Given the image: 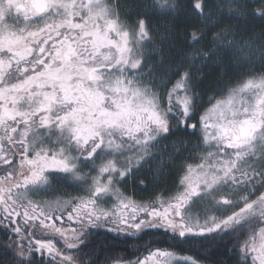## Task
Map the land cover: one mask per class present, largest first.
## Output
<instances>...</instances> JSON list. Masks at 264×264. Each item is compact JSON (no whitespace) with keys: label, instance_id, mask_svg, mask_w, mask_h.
Listing matches in <instances>:
<instances>
[{"label":"snow or ice","instance_id":"obj_1","mask_svg":"<svg viewBox=\"0 0 264 264\" xmlns=\"http://www.w3.org/2000/svg\"><path fill=\"white\" fill-rule=\"evenodd\" d=\"M0 173V264H264V0H0Z\"/></svg>","mask_w":264,"mask_h":264},{"label":"trees","instance_id":"obj_2","mask_svg":"<svg viewBox=\"0 0 264 264\" xmlns=\"http://www.w3.org/2000/svg\"><path fill=\"white\" fill-rule=\"evenodd\" d=\"M193 0H181L182 4L189 5ZM185 11H188V14L191 15L190 9H185ZM153 25L157 28L163 24V21H153ZM261 21L257 20L253 23L252 28L255 32L259 33L260 27H261ZM177 28L182 31V25L177 24ZM177 53L179 52L178 46L176 48H173L170 53H168L169 57H176ZM219 74V69H214L212 72L209 73L208 78L204 81V83L201 84V87L204 89L209 88L210 86H213L215 84L216 77ZM2 174V173H0ZM145 186H150L149 190L147 191H141L139 190V195L141 197L147 196L146 194H149L148 192H157V191H164L166 190L167 187L171 186L170 181H165L163 182V186L157 187L154 184H150L147 180L145 181ZM134 189H132V192L134 194ZM99 241H107L105 243L104 248V256H109V257H115V256H120V257H128L131 255V251L133 250V245L132 244H124V243H116L114 241H108V237L101 235L99 238ZM148 240H157L161 241V243L154 245V247L160 248V249H165L168 248V242H165V238L163 236L157 235L154 237H149ZM0 241L7 243V241L4 238V232L0 231ZM108 243H111L113 246L108 247ZM147 241L141 242V246L146 245ZM169 250H174L177 251L178 253L180 252L179 249H169ZM147 252L142 251L141 255H147ZM182 255H187V256H193L197 259L202 260V264H229V261L231 259V252L228 249H225L224 247L220 246H210L207 247L203 250L199 248V246L195 247H189L185 246L183 252L181 253Z\"/></svg>","mask_w":264,"mask_h":264},{"label":"flooded vegetation","instance_id":"obj_3","mask_svg":"<svg viewBox=\"0 0 264 264\" xmlns=\"http://www.w3.org/2000/svg\"><path fill=\"white\" fill-rule=\"evenodd\" d=\"M185 140H191L193 142V144H195V137L186 136ZM149 187L150 186H148V188H147L148 190L150 189ZM144 188H145V185H139V183L137 182V186L134 189V195L136 196L137 199L141 198L138 191L141 190L143 192V191H145ZM148 193L149 194H146L147 196H144L143 198H145V199L150 198L151 192H148Z\"/></svg>","mask_w":264,"mask_h":264},{"label":"rangeland","instance_id":"obj_4","mask_svg":"<svg viewBox=\"0 0 264 264\" xmlns=\"http://www.w3.org/2000/svg\"><path fill=\"white\" fill-rule=\"evenodd\" d=\"M176 55H177L176 57H179L180 53H177ZM176 57H172V58H176ZM68 190L71 191V189Z\"/></svg>","mask_w":264,"mask_h":264}]
</instances>
